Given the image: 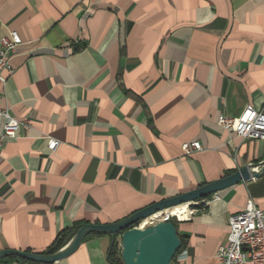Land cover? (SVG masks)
Segmentation results:
<instances>
[{
  "label": "crops",
  "instance_id": "0c3cea01",
  "mask_svg": "<svg viewBox=\"0 0 264 264\" xmlns=\"http://www.w3.org/2000/svg\"><path fill=\"white\" fill-rule=\"evenodd\" d=\"M12 32L0 108L24 126L0 154V252L43 254L77 223H118L264 161V142L218 125L264 113V0H0V41ZM248 201L264 211V174L200 200L172 264H218ZM111 245L91 235L54 264H111Z\"/></svg>",
  "mask_w": 264,
  "mask_h": 264
},
{
  "label": "water",
  "instance_id": "95a60500",
  "mask_svg": "<svg viewBox=\"0 0 264 264\" xmlns=\"http://www.w3.org/2000/svg\"><path fill=\"white\" fill-rule=\"evenodd\" d=\"M263 174L264 161L244 166L228 177L207 184L195 191L151 205L118 223L86 224L77 231L66 246L56 253L36 254L7 250L0 252V261L15 257L31 263L54 264L73 255L87 237L94 234H105L112 237L111 249L118 242L123 264H172L182 249V241L174 223L171 221L156 222L145 228H138L136 225L169 209L186 204L190 206L241 182L258 179Z\"/></svg>",
  "mask_w": 264,
  "mask_h": 264
},
{
  "label": "built area",
  "instance_id": "2783aa9c",
  "mask_svg": "<svg viewBox=\"0 0 264 264\" xmlns=\"http://www.w3.org/2000/svg\"><path fill=\"white\" fill-rule=\"evenodd\" d=\"M22 43L17 32H12L1 39L0 83L5 81L4 72L11 69V60ZM0 125L2 128L0 132L1 154L5 144L18 137L24 123L0 108ZM218 125L243 139L264 142V113L257 111L251 105L247 106L238 118L221 115L218 118ZM59 146V141L49 139L48 147L51 151H56ZM183 150L186 154H191L193 151H201L202 145L198 141L187 143L183 146ZM200 204V202H195L190 205V214L196 211ZM159 214L140 222L136 227L145 228L156 222H170L173 218L178 219L173 215ZM228 225L229 234L226 245L221 246L216 254L218 264H264V211L257 208L252 201H248L242 211L230 216Z\"/></svg>",
  "mask_w": 264,
  "mask_h": 264
},
{
  "label": "trees",
  "instance_id": "16d2710c",
  "mask_svg": "<svg viewBox=\"0 0 264 264\" xmlns=\"http://www.w3.org/2000/svg\"><path fill=\"white\" fill-rule=\"evenodd\" d=\"M172 222L174 223L175 227L177 228L178 222L176 220H172ZM84 225H86V224L77 223V224L74 225V227L71 230L63 231L59 235V237L55 240V242L49 247V249L43 254H53V253L58 252L60 249H62L64 246H66V244L74 237V235L77 233V231L81 227H83ZM94 235H101V234H94ZM182 245H183V242H182ZM11 259H15V260H18V261L26 262V263H29V264H38V263H31V262H28V261H25V260H22V259H19V258H11ZM7 260H10V259H3L0 262H7ZM109 260H110L111 264H123V261H122V259L120 257V254H119V244H118V242H116L114 244V246L112 247V249L110 251Z\"/></svg>",
  "mask_w": 264,
  "mask_h": 264
},
{
  "label": "bare ground",
  "instance_id": "6f19581e",
  "mask_svg": "<svg viewBox=\"0 0 264 264\" xmlns=\"http://www.w3.org/2000/svg\"><path fill=\"white\" fill-rule=\"evenodd\" d=\"M190 208L189 206L186 204V205H181V206H178V207H175V208H172V209H169L167 211H165L164 213L162 214H168V215H173L175 217H178V219L180 221H184L186 219H188L189 215H190ZM162 214H159V215H162ZM145 225V224H144Z\"/></svg>",
  "mask_w": 264,
  "mask_h": 264
},
{
  "label": "rangeland",
  "instance_id": "374dc122",
  "mask_svg": "<svg viewBox=\"0 0 264 264\" xmlns=\"http://www.w3.org/2000/svg\"><path fill=\"white\" fill-rule=\"evenodd\" d=\"M173 220H176L179 223V220L177 218H173ZM172 222V221H171Z\"/></svg>",
  "mask_w": 264,
  "mask_h": 264
}]
</instances>
